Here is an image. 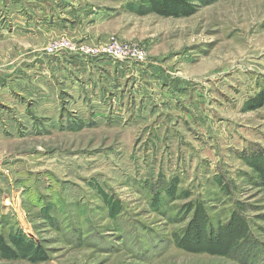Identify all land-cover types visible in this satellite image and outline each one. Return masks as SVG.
Here are the masks:
<instances>
[{
    "label": "rangeland",
    "instance_id": "obj_1",
    "mask_svg": "<svg viewBox=\"0 0 264 264\" xmlns=\"http://www.w3.org/2000/svg\"><path fill=\"white\" fill-rule=\"evenodd\" d=\"M8 1L0 239L14 254L0 264H264L249 155L264 149V104L249 107L264 94V0H179L192 12L178 17L148 0ZM111 37L140 46L145 70L82 52ZM97 59L113 65L78 73Z\"/></svg>",
    "mask_w": 264,
    "mask_h": 264
},
{
    "label": "trees",
    "instance_id": "obj_2",
    "mask_svg": "<svg viewBox=\"0 0 264 264\" xmlns=\"http://www.w3.org/2000/svg\"><path fill=\"white\" fill-rule=\"evenodd\" d=\"M217 1V0H213ZM149 8L154 11L155 13L163 16H184L189 15L192 10H186V7H182V3L179 0H148ZM264 104V94L260 95L259 97L255 98L253 100V103L249 105V107L254 110L260 108ZM258 151L252 152L250 155H253V158H255L258 164V168L256 169L257 179L259 181V187L264 189V149H258ZM248 152V151H244ZM258 153V154H257ZM260 153L262 155H260ZM256 154V155H255ZM254 161V160H253ZM14 244L17 246L18 250L23 252L24 255L31 254V249L26 246H23V244H20L17 242V240H13ZM28 249V250H27ZM0 250L4 253L13 255L14 253L9 250L5 245L2 239H0Z\"/></svg>",
    "mask_w": 264,
    "mask_h": 264
},
{
    "label": "built area",
    "instance_id": "obj_3",
    "mask_svg": "<svg viewBox=\"0 0 264 264\" xmlns=\"http://www.w3.org/2000/svg\"><path fill=\"white\" fill-rule=\"evenodd\" d=\"M100 45V48L96 46L82 52L97 57L105 56L118 61L131 62L140 69H144L147 66V53L137 44L122 42L117 37H111L107 42ZM60 47L65 48L64 45ZM57 50L58 48L54 47L50 52H56Z\"/></svg>",
    "mask_w": 264,
    "mask_h": 264
},
{
    "label": "crops",
    "instance_id": "obj_4",
    "mask_svg": "<svg viewBox=\"0 0 264 264\" xmlns=\"http://www.w3.org/2000/svg\"><path fill=\"white\" fill-rule=\"evenodd\" d=\"M60 1H61L60 3H63V0H60ZM38 2H44V0H9L6 4L7 5L6 7L9 8L10 6L14 5V7L32 9V8H37L40 5V4H38ZM61 5H63V4H61ZM3 6L5 7V4ZM95 62L99 63V65L97 66L96 64H90V65L85 64L82 68L77 69L79 71L78 73L90 74L94 71V68H96V67L103 66V65H105V66L106 65H113L111 63V61L109 62L107 60H98L97 59V60H95ZM121 66L125 67V68L127 67L126 69H128L131 74L132 73L138 74L140 71H142L140 68L137 67L138 69H136L132 65H130V66H125L123 64L117 65V67L119 69H123ZM106 68H108V67H106ZM130 109H131V104H130Z\"/></svg>",
    "mask_w": 264,
    "mask_h": 264
}]
</instances>
